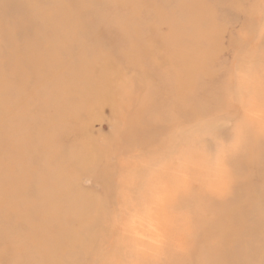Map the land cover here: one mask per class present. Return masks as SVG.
Here are the masks:
<instances>
[{
  "label": "rangeland",
  "instance_id": "obj_1",
  "mask_svg": "<svg viewBox=\"0 0 264 264\" xmlns=\"http://www.w3.org/2000/svg\"><path fill=\"white\" fill-rule=\"evenodd\" d=\"M197 262L264 264V0H0V264Z\"/></svg>",
  "mask_w": 264,
  "mask_h": 264
},
{
  "label": "bare ground",
  "instance_id": "obj_2",
  "mask_svg": "<svg viewBox=\"0 0 264 264\" xmlns=\"http://www.w3.org/2000/svg\"><path fill=\"white\" fill-rule=\"evenodd\" d=\"M202 231H203V230H202ZM177 233H178V232H177ZM200 235H201V234H200ZM171 236H172V235H171ZM202 239H203V240H207V235H206V234H205V235H202V236H201V240H202ZM203 246H204V245H203ZM204 248H205V247H204ZM196 249H197V248H196ZM194 250H195V249H194ZM198 257H199V256H198ZM201 258H202V257H201ZM200 260H201V259H200ZM209 260H210V259H209ZM214 261H215V260H214ZM214 261H213V262H214ZM197 264H198V262H197ZM212 264H217V263H212Z\"/></svg>",
  "mask_w": 264,
  "mask_h": 264
}]
</instances>
